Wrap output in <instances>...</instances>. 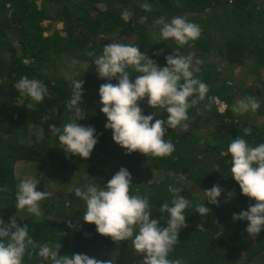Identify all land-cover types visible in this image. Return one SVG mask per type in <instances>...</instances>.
Segmentation results:
<instances>
[{"label":"trees","instance_id":"16d2710c","mask_svg":"<svg viewBox=\"0 0 264 264\" xmlns=\"http://www.w3.org/2000/svg\"><path fill=\"white\" fill-rule=\"evenodd\" d=\"M144 3L152 10H143ZM125 10L131 13L127 20L122 18ZM161 17L165 22L183 17L197 24L201 34L179 47L156 30L162 27L157 23ZM110 43L137 46L161 68L167 66L169 55L204 59L201 67L192 60L194 78L207 84L208 95L224 101L226 110L219 112L216 104L206 109L207 99L190 108L192 129L165 133V141L175 147L170 156L126 154L113 141L112 130L105 128L107 117L100 111V86L118 84L115 78L101 79L94 64ZM214 52L223 65L210 61ZM248 61L260 71H244ZM128 71L133 81L140 75ZM24 76L48 88L35 110L27 108L32 101L14 87ZM66 77L84 82L80 106L85 118L76 123L93 127L97 139L87 159L66 154L59 137L49 130V125L62 129L75 115L67 108L72 88ZM249 96L260 108L233 112V105ZM138 105L143 115L155 114L153 123L167 121V111L151 108L147 97ZM256 114L264 116V0H0V219L8 225L15 217L18 226H27L35 246L26 251L23 264H51L38 253L43 246L56 245H61V257L83 254L113 264H143L144 256L135 252L131 239L115 242L99 234L95 224L83 221L86 202L75 195L77 187L104 188L122 167L132 177L129 194L148 198L150 219L158 220V227H167L169 214L159 209L164 203L171 206L169 185L181 188L180 195L191 202L184 211L186 227L169 259L181 264H264V229L253 238L246 231L247 220L232 219L255 201L242 194L231 176L228 153V145L238 136L250 146L264 143V121L259 127L253 123ZM198 123L204 130L209 125L203 143L196 132ZM244 128H251V135L245 136ZM20 163L34 169L38 191L44 192L47 183L62 187L53 192L61 199L58 203L47 205L46 198L39 202L41 217L15 207ZM213 185L222 188L218 207L203 200L202 192ZM201 203L210 209L204 216L196 212Z\"/></svg>","mask_w":264,"mask_h":264},{"label":"clouds","instance_id":"9594fccd","mask_svg":"<svg viewBox=\"0 0 264 264\" xmlns=\"http://www.w3.org/2000/svg\"><path fill=\"white\" fill-rule=\"evenodd\" d=\"M141 7L145 11L152 10L148 3ZM130 16L131 13L127 10L122 13L125 20ZM157 23L162 25L161 38L174 39L179 47L195 41L201 34L197 24L188 22L183 17H174L170 22H165L164 17H161ZM88 55L92 56L93 53L89 52ZM166 62V67H158L139 47L121 43L104 46L102 54L94 60L96 72L101 79L118 80V84L105 83L100 86V111L107 117L105 128L112 130L113 141L125 149L126 154L139 152L145 156H170L175 147L171 141L164 139L167 130H187L189 124L185 122L188 120V110L198 103L207 99L205 107L208 110L214 104H219L218 97L208 95L209 86L194 78L195 69L192 67L191 57L169 55ZM128 69L140 75H136L133 81ZM66 79H71L72 88L67 108L74 111L75 115L62 129L49 125V130L52 136L59 137L66 154L87 159L97 139L93 127L76 123L78 119L85 118L80 106L84 82L71 77ZM14 87L21 96L32 101L27 105L30 110H35V105L41 103L48 94L47 87L27 76L22 77ZM145 97L151 108L167 111V121L156 119L153 123L155 114H142L138 101ZM259 108V101L249 96L238 100L232 110L245 114L249 111L256 112ZM243 132L245 136L251 135V128H244ZM228 153L231 155V176L238 183L242 194L255 201L247 211H241L239 215L233 214L232 219L234 222L247 220L249 223L246 231L256 238L264 229V143L250 146L238 136L228 145ZM131 181V174L122 167L104 188L96 185H86L84 189L75 188V195L86 202L83 221L95 224L99 234L111 237L115 242L131 239L135 252L144 256L143 264H181L178 259H169V254L179 242L180 230L186 227L184 211L190 207L191 202L180 195L181 188L169 185L168 191L173 194L171 206L164 203L159 209L161 213L169 214L167 227H158L159 221L150 219L148 198L129 194ZM38 183L35 179H24L17 185L15 207L18 211H25L35 217L43 215L39 202L51 193L38 191ZM221 192L219 185H213L210 190L202 192L203 200L218 207L217 198L221 196ZM228 195L231 197L233 193ZM196 212L204 216L210 209L201 203L196 205ZM69 227L72 225L69 224ZM30 246L34 248L35 244L29 236L27 226H18L15 217L11 218L8 225L0 219V264H23ZM60 246H43L38 254L45 260H50L51 264H113V261L96 260L83 254L61 257L58 255Z\"/></svg>","mask_w":264,"mask_h":264},{"label":"rangeland","instance_id":"374dc122","mask_svg":"<svg viewBox=\"0 0 264 264\" xmlns=\"http://www.w3.org/2000/svg\"><path fill=\"white\" fill-rule=\"evenodd\" d=\"M44 5L45 4H43V6ZM156 30L159 32L160 28L157 27ZM213 54H211L212 56L209 55L210 61L211 62L216 61L218 63V66H220V64L223 65L222 64V61H221L222 59L219 56H217V53L214 52ZM190 57L192 58V60H196L197 59L196 57H193V56H190ZM197 61H198L197 65L199 67H201L205 60L202 59V58H199V59H197ZM246 67H245L244 71H247L248 69L250 70V72L260 71L259 67L253 61H248L247 64H246ZM221 68H222V66H221ZM71 69L72 68H69L67 71L71 72L72 71ZM251 76L253 77L255 75H251ZM233 79H235V78H233ZM249 80H250V78L247 79V81H249ZM216 105L218 107L219 112H223L227 108L226 103L224 101H221L220 99H219V104H216ZM199 111H201V110H199ZM190 119H191V116L189 115L188 116V120H187L188 121V124H189L188 129H192V125L190 124ZM263 121H264V116L263 115H260L259 116V115L256 114L255 115V121L253 123H255L259 127V126H261L263 124ZM64 125H65L64 123L61 125L62 128L64 127ZM197 126H198L197 127L198 129H196V132H197V134H200V136L202 137L201 142L203 143V140L207 138V135H208L207 133H210V132H206V129L208 128L209 125L206 126V129L205 130L201 127L202 125H200V123H198ZM201 130H202V133L200 132ZM33 171H34V169L31 168L26 163H20V164H18V166H17V177H18L19 181L21 182L24 179H34L33 176H32L34 174ZM46 186L47 187L45 188V191L44 192L51 193V195L45 199V201L48 200L47 205L48 204L49 205L50 204H53V202L58 203L61 199H59L58 197L54 196L53 195L54 194L53 192L55 191V193H57L58 191L59 192L62 191V187H58V186H56L54 184H50V183H47ZM63 188H65V187H63ZM65 206H66L67 212H69V208H70L69 204L68 203H65ZM60 250H62V249L59 248L58 252H60Z\"/></svg>","mask_w":264,"mask_h":264}]
</instances>
